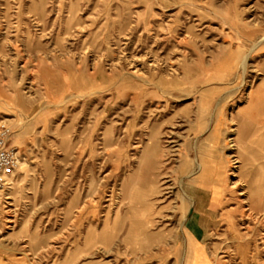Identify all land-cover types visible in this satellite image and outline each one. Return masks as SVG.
Returning <instances> with one entry per match:
<instances>
[{
	"label": "rangeland",
	"instance_id": "374dc122",
	"mask_svg": "<svg viewBox=\"0 0 264 264\" xmlns=\"http://www.w3.org/2000/svg\"><path fill=\"white\" fill-rule=\"evenodd\" d=\"M1 126L0 264H264V0H0Z\"/></svg>",
	"mask_w": 264,
	"mask_h": 264
},
{
	"label": "built area",
	"instance_id": "2783aa9c",
	"mask_svg": "<svg viewBox=\"0 0 264 264\" xmlns=\"http://www.w3.org/2000/svg\"><path fill=\"white\" fill-rule=\"evenodd\" d=\"M10 132L5 126L0 127V186L17 170L20 165V150L9 143Z\"/></svg>",
	"mask_w": 264,
	"mask_h": 264
},
{
	"label": "bare ground",
	"instance_id": "6f19581e",
	"mask_svg": "<svg viewBox=\"0 0 264 264\" xmlns=\"http://www.w3.org/2000/svg\"><path fill=\"white\" fill-rule=\"evenodd\" d=\"M157 151V149H155L154 150V152H156ZM13 174V173H12ZM11 176V175H10ZM213 197V196H212ZM216 197V196H215ZM199 203V202H198ZM215 203V202H214ZM214 203H212L211 204V207L214 209ZM198 205V204H197ZM192 206V205H191ZM190 208V207H189ZM245 209V208H244ZM247 209V208H246ZM196 211L197 212H199V213H201L200 212V209L199 208H196ZM253 215V214H252ZM212 218V217H211ZM197 219L194 217V218H192V226H194V224L196 223L195 221H196ZM216 221V220H215ZM196 224H198V223H196ZM194 239V238H193ZM196 239V238H195ZM189 240V239H188ZM191 242V241H190ZM189 242L187 241V244H188ZM193 243V242H192ZM189 245V244H188ZM191 247H193V246H191ZM203 248V247H202ZM199 249V248H198ZM186 251V250H185ZM196 256V255H195ZM232 260V259H231ZM190 261V260H189ZM185 264H191V262H185ZM192 264H207V260H206V258L202 255V254H198L197 256H196V260H194L193 262H192Z\"/></svg>",
	"mask_w": 264,
	"mask_h": 264
},
{
	"label": "crops",
	"instance_id": "0c3cea01",
	"mask_svg": "<svg viewBox=\"0 0 264 264\" xmlns=\"http://www.w3.org/2000/svg\"><path fill=\"white\" fill-rule=\"evenodd\" d=\"M189 224H187V229L188 231L197 239H199L201 241V237L198 236V233L195 231L196 226H192V221L188 222ZM202 242V241H201Z\"/></svg>",
	"mask_w": 264,
	"mask_h": 264
}]
</instances>
